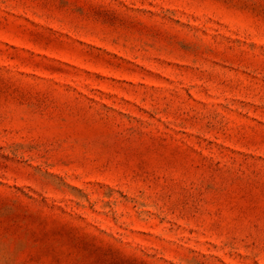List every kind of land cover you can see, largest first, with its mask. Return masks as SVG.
<instances>
[{"label":"rangeland","instance_id":"374dc122","mask_svg":"<svg viewBox=\"0 0 264 264\" xmlns=\"http://www.w3.org/2000/svg\"><path fill=\"white\" fill-rule=\"evenodd\" d=\"M0 264H264V0H0Z\"/></svg>","mask_w":264,"mask_h":264}]
</instances>
